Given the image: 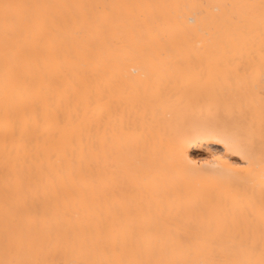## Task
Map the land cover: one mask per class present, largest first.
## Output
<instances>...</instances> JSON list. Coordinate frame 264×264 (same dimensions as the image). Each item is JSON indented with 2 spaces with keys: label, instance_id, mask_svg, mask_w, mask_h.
<instances>
[{
  "label": "bare ground",
  "instance_id": "obj_1",
  "mask_svg": "<svg viewBox=\"0 0 264 264\" xmlns=\"http://www.w3.org/2000/svg\"><path fill=\"white\" fill-rule=\"evenodd\" d=\"M0 264H264V0H0Z\"/></svg>",
  "mask_w": 264,
  "mask_h": 264
}]
</instances>
